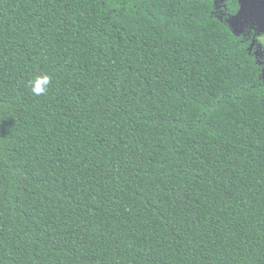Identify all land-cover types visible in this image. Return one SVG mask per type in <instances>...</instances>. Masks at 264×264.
I'll list each match as a JSON object with an SVG mask.
<instances>
[{
	"label": "trees",
	"instance_id": "obj_1",
	"mask_svg": "<svg viewBox=\"0 0 264 264\" xmlns=\"http://www.w3.org/2000/svg\"><path fill=\"white\" fill-rule=\"evenodd\" d=\"M217 4L0 0V264H264V58Z\"/></svg>",
	"mask_w": 264,
	"mask_h": 264
},
{
	"label": "water",
	"instance_id": "obj_2",
	"mask_svg": "<svg viewBox=\"0 0 264 264\" xmlns=\"http://www.w3.org/2000/svg\"><path fill=\"white\" fill-rule=\"evenodd\" d=\"M218 0H214L217 2ZM224 2L225 0H219ZM238 10L229 19L228 23L235 35H240L243 31L241 26L244 23L251 25L256 30V35L264 34V0H238ZM254 42H251L252 47ZM261 44L256 51L260 50ZM248 48V49H249ZM250 51V50H249Z\"/></svg>",
	"mask_w": 264,
	"mask_h": 264
},
{
	"label": "flooded vegetation",
	"instance_id": "obj_3",
	"mask_svg": "<svg viewBox=\"0 0 264 264\" xmlns=\"http://www.w3.org/2000/svg\"><path fill=\"white\" fill-rule=\"evenodd\" d=\"M237 2H238V0H237ZM223 3H224V2H221V1L218 0V4H217V10H218V11L223 12V11H222V7H224V4H223ZM238 7H239V5H238ZM237 10H238V9H237ZM223 13H224V12H223ZM235 13H236V12H235ZM235 13H234V14H235ZM232 15H233V14H232ZM232 15H229V16H228V19H229ZM228 19H227V20H228ZM241 28H242V31H243V32H242L240 35H245V34L248 33V31L250 30L251 25L248 24V23H244V24L241 26ZM247 29H249V30L245 32V30H247ZM252 29H253L254 33H253V35H252L251 38H250L248 48H249L251 42H254V44H253V46L250 47L248 50H250V52L254 55V57L264 58V57H263V55H264V48L262 47L263 44L259 41V38H260L261 36H263L264 34L256 35V30H255L254 28H252ZM259 44H261L260 50L256 51L257 48H258V45H259Z\"/></svg>",
	"mask_w": 264,
	"mask_h": 264
},
{
	"label": "clouds",
	"instance_id": "obj_4",
	"mask_svg": "<svg viewBox=\"0 0 264 264\" xmlns=\"http://www.w3.org/2000/svg\"><path fill=\"white\" fill-rule=\"evenodd\" d=\"M49 83V77L47 75L37 77L32 81V91L36 95H41L47 90V85Z\"/></svg>",
	"mask_w": 264,
	"mask_h": 264
},
{
	"label": "rangeland",
	"instance_id": "obj_5",
	"mask_svg": "<svg viewBox=\"0 0 264 264\" xmlns=\"http://www.w3.org/2000/svg\"><path fill=\"white\" fill-rule=\"evenodd\" d=\"M260 42L264 44V35L259 38Z\"/></svg>",
	"mask_w": 264,
	"mask_h": 264
}]
</instances>
